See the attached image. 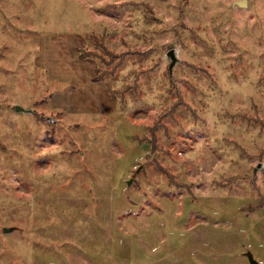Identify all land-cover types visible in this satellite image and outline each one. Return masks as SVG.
Segmentation results:
<instances>
[{
    "label": "rangeland",
    "instance_id": "1",
    "mask_svg": "<svg viewBox=\"0 0 264 264\" xmlns=\"http://www.w3.org/2000/svg\"><path fill=\"white\" fill-rule=\"evenodd\" d=\"M237 1L0 0V264H264V0Z\"/></svg>",
    "mask_w": 264,
    "mask_h": 264
},
{
    "label": "water",
    "instance_id": "2",
    "mask_svg": "<svg viewBox=\"0 0 264 264\" xmlns=\"http://www.w3.org/2000/svg\"><path fill=\"white\" fill-rule=\"evenodd\" d=\"M246 2H247V0H238L237 1V4L244 5V4H246ZM167 56L171 59L170 70L173 71V67H174V65L177 63V61L179 59L178 56H177V54H176V49L175 48H171L168 51ZM16 110L17 111H21V110L26 111L27 109L24 108L23 106L17 104L16 105ZM128 183L130 184L131 183V180H129ZM11 230H12L11 228L5 227V231H8L9 232ZM248 257L250 259L251 264H258V261L254 258V256L251 253L248 255Z\"/></svg>",
    "mask_w": 264,
    "mask_h": 264
},
{
    "label": "trees",
    "instance_id": "3",
    "mask_svg": "<svg viewBox=\"0 0 264 264\" xmlns=\"http://www.w3.org/2000/svg\"><path fill=\"white\" fill-rule=\"evenodd\" d=\"M164 170V169H163ZM166 171V170H165Z\"/></svg>",
    "mask_w": 264,
    "mask_h": 264
}]
</instances>
